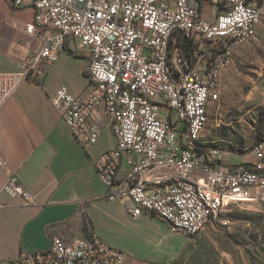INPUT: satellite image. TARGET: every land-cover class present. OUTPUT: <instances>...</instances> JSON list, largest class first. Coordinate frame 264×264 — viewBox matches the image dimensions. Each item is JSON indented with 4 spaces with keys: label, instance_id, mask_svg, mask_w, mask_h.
Segmentation results:
<instances>
[{
    "label": "built area",
    "instance_id": "obj_1",
    "mask_svg": "<svg viewBox=\"0 0 264 264\" xmlns=\"http://www.w3.org/2000/svg\"><path fill=\"white\" fill-rule=\"evenodd\" d=\"M17 8L35 9V20L26 25L38 37L39 48L22 64L18 74H0V108L23 80L40 82L67 46L88 59L89 83L82 95L62 86L51 102L80 146L88 150L100 138L106 116L117 140L96 162L109 188V200H129L130 215L152 214L175 231L197 237L218 214L233 204L263 199L262 185L212 187L200 180L204 172L233 169L234 176L264 172V144L252 153L254 161L237 167L222 165L225 153L191 151L188 126L205 116L202 102L215 91L216 68L231 65L232 51L254 32L264 0H10ZM207 6V7H206ZM207 14V15H206ZM250 19V28L216 40L208 26ZM170 26L188 27V44L197 47L188 55L178 43L173 65L177 75L163 67L165 35ZM208 61L206 75L198 74ZM204 80H203V79ZM138 168V175L120 176L123 164ZM6 161L0 153V167ZM260 190L252 201H237L236 193ZM4 192L29 203L33 194L17 177ZM92 244V251H85ZM126 254L107 244L94 245L92 231L71 240L54 238L48 251L23 253L0 264H123Z\"/></svg>",
    "mask_w": 264,
    "mask_h": 264
},
{
    "label": "crops",
    "instance_id": "obj_2",
    "mask_svg": "<svg viewBox=\"0 0 264 264\" xmlns=\"http://www.w3.org/2000/svg\"><path fill=\"white\" fill-rule=\"evenodd\" d=\"M35 14L32 7L17 8L10 0H0V74L22 72L23 62L39 48V38L26 32ZM87 66L86 56L64 50L40 83L23 80L0 108V153L6 161L0 167V262L48 251L54 238L71 240L92 231L126 254L123 264H166L158 253L142 247L153 223L162 220L146 213L134 218L129 200L105 197L109 188L96 162L117 144L108 118L100 121L98 142L86 150L51 102L62 86L84 94ZM226 75L221 69L220 76ZM231 155L224 156L223 166L235 167L227 163ZM128 171L124 163L120 176ZM13 176L33 194L31 202L4 192Z\"/></svg>",
    "mask_w": 264,
    "mask_h": 264
},
{
    "label": "rangeland",
    "instance_id": "obj_3",
    "mask_svg": "<svg viewBox=\"0 0 264 264\" xmlns=\"http://www.w3.org/2000/svg\"><path fill=\"white\" fill-rule=\"evenodd\" d=\"M231 56L227 75L217 77L202 140L233 154L227 163L237 167L255 160L253 150L264 139V12ZM142 247L166 264H264V198L233 204L197 237L156 221Z\"/></svg>",
    "mask_w": 264,
    "mask_h": 264
},
{
    "label": "bare ground",
    "instance_id": "obj_4",
    "mask_svg": "<svg viewBox=\"0 0 264 264\" xmlns=\"http://www.w3.org/2000/svg\"><path fill=\"white\" fill-rule=\"evenodd\" d=\"M264 12L261 11V16L256 20V25L260 23ZM255 25V26H256ZM245 28H250V19H236V21L228 22L220 26H208V33L216 34V40H228V34L234 31H240ZM185 36L188 39V27L187 26H170L169 33L165 35V55L163 57V67H166L169 75H177V68L173 65L174 52H178L179 37ZM252 35V34H251ZM251 36L242 39L247 40ZM239 46V45H238ZM197 54V47L193 48V54ZM229 65H219L216 68V78L220 75L221 69H227ZM206 69H208V61H201L198 65V74L206 75ZM213 91H209L206 94L205 100L202 102V110L205 111V116L200 117L194 123L189 124L188 131L186 133V141L191 151H195L196 142L202 139V134L208 123L209 115V102ZM259 144H264L261 142ZM225 153L226 151L220 148H210L208 152L201 154H214ZM254 153L261 152V145H257L254 148ZM197 174H200V180H204L206 184H212V187H252L262 185L264 180V172H257V176L241 177L234 176V170L231 169H219L217 173L204 172V167H197ZM129 175H138V168H129ZM253 192L256 195L260 194V190L248 189L246 192L236 193L237 201L252 200L255 198ZM262 194H264V186L262 187ZM264 198V196H263ZM263 200V199H262ZM94 245H101V237L96 233H92ZM85 251H92V244H85Z\"/></svg>",
    "mask_w": 264,
    "mask_h": 264
},
{
    "label": "trees",
    "instance_id": "obj_5",
    "mask_svg": "<svg viewBox=\"0 0 264 264\" xmlns=\"http://www.w3.org/2000/svg\"><path fill=\"white\" fill-rule=\"evenodd\" d=\"M179 44L181 45V47L183 48V50L188 53V55H192L193 54V48L194 47H191V44H188V39L185 37V36H180L179 37ZM66 51L70 54H74V55H77V53L73 52L68 46L66 48ZM40 83V82H39ZM208 121H209V115H208ZM207 126V125H206ZM259 143L261 142H264V139H260L258 141ZM258 142L256 144V146L258 145ZM255 146V147H256ZM210 148H220L222 149L221 147H210V146H207L206 145V142H204L202 139L200 141H197L196 142V146H195V151H200V153H205V152H208L210 150ZM224 149V148H223ZM152 218H155L156 216L155 215H152Z\"/></svg>",
    "mask_w": 264,
    "mask_h": 264
}]
</instances>
